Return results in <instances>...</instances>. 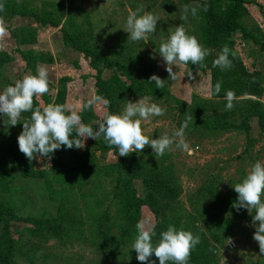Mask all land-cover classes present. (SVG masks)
Instances as JSON below:
<instances>
[{
	"label": "rangeland",
	"instance_id": "1",
	"mask_svg": "<svg viewBox=\"0 0 264 264\" xmlns=\"http://www.w3.org/2000/svg\"><path fill=\"white\" fill-rule=\"evenodd\" d=\"M2 1L15 9L51 14L60 26L46 25L39 29L31 17L17 16L12 22L8 18L0 19V27L4 28L0 50H7L15 57L14 63L0 69V92L29 74L16 51L13 37L25 28L36 37L33 45L41 56L38 66L48 71L49 91L37 99L39 106L55 103L60 80L67 78L65 105L77 110L82 122L84 105L90 97H97V71L91 68L84 54L65 46L63 28L100 55L132 69L131 76H122L108 69L102 73V78L110 81L121 96L118 98L122 111L128 101L136 102L144 96L149 97L150 103L166 110L164 115L142 121L144 135L158 139L167 133L171 137L187 117H192L184 137L188 150L176 148L174 144L172 150L166 151L158 160L150 146L128 156H119L118 150L104 154L97 150L100 137L98 140L82 139L84 147L79 149L61 146L50 154V159L37 155L34 169L45 171L44 177H24L18 164H7L0 179V199L11 205L21 219L43 218L62 225V230L57 232L26 222H13V262L142 264L137 260L132 244L137 234L136 225L144 220L154 232L159 230L158 226L167 230L172 225L177 230L199 235L200 243L191 251L189 264H264V254L260 253L258 242L253 239L256 229L251 223L252 215L247 209L237 211L232 207L238 198L232 185L242 182L255 162H264V135L258 119L249 120V134L235 128L242 122L252 100L264 103V51L254 43L256 39L264 41V0H251V5L263 6L258 19L251 13L244 19L256 39L245 40L237 33L234 46L246 72L262 71L258 90L253 88L248 75L234 64L227 70L213 67V61L222 49L207 39L206 22L198 8L195 16L189 11L187 20H180L183 0ZM140 6H143V12L159 17L156 31L148 34L147 42L128 41L130 34L123 30L127 16L130 10L136 11ZM181 23L187 34L195 36L209 55L201 68L191 62L180 70L174 66L177 78L172 81L157 48L168 39L169 29L174 30ZM136 67L165 80L164 88H157L154 81L148 82L150 78L139 75ZM189 72H192L191 77L187 75ZM219 81H222V90L215 94L214 86ZM259 89L261 91L257 94ZM228 90L235 93L231 110H226ZM91 112L95 118L89 117L82 123L98 130L93 122L108 114L106 103L98 101ZM19 126L20 123L5 125L0 114V145L10 142L11 148L19 151ZM75 135L73 133L70 138H77ZM123 161L129 168L141 171L143 177L150 178L146 184L142 179L134 181L138 196L147 199L148 204L142 206L137 220L130 218L116 194L119 175L116 166ZM168 177H174L180 188L173 202L155 187L157 181ZM1 232L0 223V235ZM158 240L152 237L153 244ZM230 240L236 242L234 250L228 248ZM152 261L159 264L154 254L143 264H152Z\"/></svg>",
	"mask_w": 264,
	"mask_h": 264
},
{
	"label": "clouds",
	"instance_id": "2",
	"mask_svg": "<svg viewBox=\"0 0 264 264\" xmlns=\"http://www.w3.org/2000/svg\"><path fill=\"white\" fill-rule=\"evenodd\" d=\"M4 5L0 3V11ZM205 10H207L205 8ZM191 11L196 15L195 7L189 8L185 5L180 20L186 21ZM143 6L136 11H129L126 25L123 29L129 33L128 41H148V34L154 33L157 28L159 17L151 12H143ZM168 39L162 42L157 48L159 55L166 64V71L169 73V80L175 81L177 72L173 67L182 69L191 62L192 65L204 67V60L209 52L203 48L193 35H188L183 23L169 29ZM4 34V28L0 27V36ZM231 50L225 45L217 58L213 61V67L227 70L232 66L229 59ZM234 55V53H231ZM192 76V72L187 74ZM155 82L157 88L163 89L165 80L157 75H152L148 82ZM222 90V81L214 86L215 94ZM49 91L48 71L38 66L37 74H27L14 85L7 86L0 92V114L4 117L5 125L15 126L20 122L23 112H31L29 119L23 121V130L18 136L19 151L32 161L39 155L41 158L48 157L61 146L68 149L74 146L79 149L84 147L81 143L86 138L98 140L103 136L110 147L118 149L119 156H128L133 152H142L146 146H150L156 159L162 157L166 151H171L175 144L176 148L187 151L188 145L185 142V129L188 127L192 117H187L179 129L173 131L170 137L167 133L159 136L158 139L149 138L143 134L142 121H148L152 116L165 114V109L155 103L149 102V97L144 96L136 102L128 101L122 113L107 114L101 120L93 123L98 130L90 125L81 122V116L77 110L68 105L48 104L43 107H35L33 98L37 99ZM235 93L228 90L225 95L226 110L234 106ZM100 100V97H90L84 105L91 108ZM70 113V114H67ZM5 117L7 119H5ZM76 133L75 139L70 137ZM238 194L237 201L232 205L239 211L247 209L252 215V226L255 227L253 239L258 242L259 251L264 254V162L257 161L248 170L242 182L232 185ZM254 213V215H253ZM258 222V223H257ZM137 234L132 244V249L137 253V260L147 262L155 255L159 264H188L191 251L200 243V236L194 235L191 231L179 229L169 225L166 231L160 233V239L153 244L152 237L155 235L150 225L141 220L136 225ZM231 242V240H230ZM155 264V261H152Z\"/></svg>",
	"mask_w": 264,
	"mask_h": 264
},
{
	"label": "trees",
	"instance_id": "3",
	"mask_svg": "<svg viewBox=\"0 0 264 264\" xmlns=\"http://www.w3.org/2000/svg\"><path fill=\"white\" fill-rule=\"evenodd\" d=\"M4 5V10L0 11V19H13L17 16L21 17H31L33 18L39 25L46 26L51 25L53 28H58L60 26L59 21L56 20L51 14L44 12L43 14H38V12L34 10L23 11L19 9H15L4 1L0 2ZM184 6L188 5L189 8H193L194 4H197L195 8H198L206 22L207 28V39L210 43H212L215 47L223 48L225 45L231 50L229 59L232 64L237 66L243 73L248 75L250 82L253 84V88L258 90V85L261 83L262 71L259 72L254 71L249 74L246 72V68L243 66L242 61L238 58V56L234 52V46L236 45V35L242 37L245 40H255L256 38L250 34V31L247 29L244 24V19L249 16L250 12L248 6L252 4L251 0H183ZM260 10H263L262 5H257ZM205 8L207 10H205ZM7 19V20H8ZM63 39L65 46L73 48L76 51L84 54L86 59H89L90 66L95 71H97L96 75V86H97V97H100L99 101H104L107 105L108 114H119L122 113L121 102L118 97L117 91L112 88V84L110 81H105L102 78V73L104 69L112 70L113 72H118L122 76H131L132 69L124 64L116 61H112L111 59L100 55L98 52L90 49L87 44L81 42L68 34L63 28ZM17 45V52L20 54L22 59L26 64V71H29V74L36 75L37 74V66L41 61L39 60L41 56H39L34 50H22L20 46L33 44L36 42V37L31 34V31L25 30L23 28L18 34H13ZM255 38V39H254ZM258 44L261 51H264V41L257 40L254 42ZM15 61V57L9 54L8 52H0V69H3L7 64L13 63ZM44 63V61L42 62ZM136 71H138L139 75H142L146 78H150L148 72H144V70L140 67H136ZM117 73V74H118ZM69 79L63 78L60 80L59 89L56 96V101L54 104L65 105L67 99V82ZM261 91H257V94ZM254 96H256L254 94ZM257 98H260L258 95ZM34 108L40 107L37 98H33ZM92 107L84 109L82 114V122H87L89 117L95 118L93 114ZM70 114V113H67ZM22 122L29 119L31 116V112H23L22 114ZM252 118L258 119V125L261 133L264 135V103L258 100H252L249 110L246 115L243 117V120L240 124L236 125L235 128L243 129L247 134H249L251 130V126L249 124V120ZM20 123L19 129L22 132L23 123ZM98 148L97 150L107 154L110 151L116 152L118 149L110 147L103 136L98 140ZM11 143L7 142L0 145V176L2 179V174L5 173V168L9 163H16L19 166V170L21 171L22 176L24 177H44L46 175L45 171H37L34 169L35 161H29L23 153L20 151H15L11 148ZM10 152H5L6 150ZM123 160V158H122ZM118 178H117V196L120 197L123 206L127 210L130 218L137 220L141 216V208L143 205L147 204V199H142L138 196V192L134 186V181L137 179H142L144 184L150 182L149 177H143V173L137 169L129 168L125 161L119 163L117 166ZM174 177H168L165 179H161L157 181L155 187H157V191L162 194L167 200L175 201L178 193L177 189L180 190L179 186L175 184ZM179 192V191H178ZM212 195V191L209 192ZM13 222H26L30 224H34L35 226L52 230V231H61L62 225L53 220H47L43 218H25L21 219L15 209L0 199V223L2 224V232L0 235V264H15L12 260V254L14 250V240L11 232V225ZM160 227V228H159ZM158 229H155V237L160 239V233L166 231L163 227L158 226ZM191 260V257L188 261V264Z\"/></svg>",
	"mask_w": 264,
	"mask_h": 264
},
{
	"label": "crops",
	"instance_id": "4",
	"mask_svg": "<svg viewBox=\"0 0 264 264\" xmlns=\"http://www.w3.org/2000/svg\"><path fill=\"white\" fill-rule=\"evenodd\" d=\"M248 9H249V12L252 14V15H254V17L256 18V19H258V14H260V13H262V11L260 10V8L258 7V6H256V5H250V6H248ZM255 10H257V15L255 14ZM16 18V17H15ZM3 20H4V18H2ZM1 19V20H2ZM14 20V18L13 19H10L9 20V22H12ZM263 21H264V19H263ZM8 22V21H7ZM35 24H36V26H37V28H41V25H39L36 21L34 22ZM259 26L262 28V26L259 24ZM16 45V46H15ZM15 48L17 49V48H19L18 47V45H17V42H16V40H15ZM32 46V47H31ZM20 49H22V50H34L35 51V46L33 45V44H29V45H25V46H20ZM3 51H5V52H7V50H0V52H3ZM21 60H22V63L24 62L23 61V59H22V57H21ZM14 63V62H13ZM24 64H25V62H24Z\"/></svg>",
	"mask_w": 264,
	"mask_h": 264
},
{
	"label": "built area",
	"instance_id": "5",
	"mask_svg": "<svg viewBox=\"0 0 264 264\" xmlns=\"http://www.w3.org/2000/svg\"><path fill=\"white\" fill-rule=\"evenodd\" d=\"M237 247L236 242L234 240L229 241L228 248L229 250H234Z\"/></svg>",
	"mask_w": 264,
	"mask_h": 264
}]
</instances>
